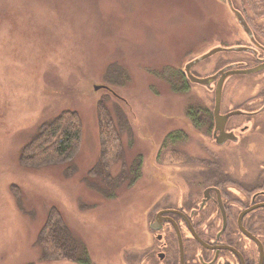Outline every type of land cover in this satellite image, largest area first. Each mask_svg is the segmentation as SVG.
<instances>
[{
  "label": "rangeland",
  "instance_id": "obj_1",
  "mask_svg": "<svg viewBox=\"0 0 264 264\" xmlns=\"http://www.w3.org/2000/svg\"><path fill=\"white\" fill-rule=\"evenodd\" d=\"M262 1L242 9L251 23ZM239 31L226 0H0V264H77L43 257L38 234L50 208L89 264H140L150 246L157 163L217 154L198 151L213 147L211 124L200 121L212 113L213 92L190 82L184 66L219 42L236 43ZM205 60L193 75L211 73ZM100 104L123 147L107 172L99 166ZM65 111L78 115L81 128L72 159L21 164L41 125ZM250 154L227 158L264 162V148Z\"/></svg>",
  "mask_w": 264,
  "mask_h": 264
},
{
  "label": "flooded vegetation",
  "instance_id": "obj_2",
  "mask_svg": "<svg viewBox=\"0 0 264 264\" xmlns=\"http://www.w3.org/2000/svg\"><path fill=\"white\" fill-rule=\"evenodd\" d=\"M252 1L253 6L263 4L262 0ZM231 4L250 33L242 29L230 10L242 33L239 31V40L210 47L221 48L205 60L213 62L211 73L194 75L213 78L206 85L195 83L212 91L214 97L212 113L202 112L200 117L204 125L205 118L206 125L211 124L213 147L198 151L217 154L171 167L157 163L162 168L150 187V246L144 254L140 252V264H144L143 255L147 264H264V162L227 158L237 153L256 155L264 148V9L256 11L259 17L252 15L251 23L242 11L250 0H231ZM232 48L240 50H228ZM255 68L249 73L239 72ZM235 92L238 99L233 101ZM196 118L193 122L197 127ZM199 133L202 137L206 130ZM159 150L156 154L167 153L163 147ZM158 154V160H164Z\"/></svg>",
  "mask_w": 264,
  "mask_h": 264
},
{
  "label": "trees",
  "instance_id": "obj_3",
  "mask_svg": "<svg viewBox=\"0 0 264 264\" xmlns=\"http://www.w3.org/2000/svg\"><path fill=\"white\" fill-rule=\"evenodd\" d=\"M98 123L99 166L107 172L110 164L122 155V141L110 112L102 104L98 106ZM80 138L78 115L65 111L41 125L37 135L22 148L20 162L30 167L68 162L77 152ZM38 241L45 259H64L77 264H89L87 253L67 228L56 208L49 209L39 231Z\"/></svg>",
  "mask_w": 264,
  "mask_h": 264
},
{
  "label": "water",
  "instance_id": "obj_4",
  "mask_svg": "<svg viewBox=\"0 0 264 264\" xmlns=\"http://www.w3.org/2000/svg\"><path fill=\"white\" fill-rule=\"evenodd\" d=\"M227 1V5H228V7L230 8V10L233 12V14H234V16H235V18H236V20H237V22H238V24L242 27V29L244 30V31H246L248 34L250 33L249 32V29H248V27H247V25H246V23H245V21H244V19H243V17L241 16V14L237 11V10H234L233 8H232V4H231V0H226ZM219 50H221V48H213V49H210L209 51H207L206 53H204V54H202V55H200V56H198V57H196V58H194V59H192V60H190L189 62H187L186 63V65L184 66V73H185V75L187 76V78H188V80L190 81V82H192V83H197V84H202V85H206V84H208L211 80H213V78L211 77V78H198V77H195L192 73H191V68L195 65V64H197L198 62H200V61H202V60H204V59H207V58H209V57H211L213 54H215L216 52H218ZM227 50V49H226ZM228 50H240V49H238V48H232V49H228ZM257 68H255V69H252V70H243V71H239L240 73H249V72H252V71H255ZM100 87H105V86H103V85H101V86H97V85H95L94 86V89H98V88H100ZM216 99H217V102L219 101V96L218 95H216ZM216 102V107H215V109H214V111H215V115H214V117H215V120H216V123H217V118H218V116L216 115L217 114V107H218V103Z\"/></svg>",
  "mask_w": 264,
  "mask_h": 264
}]
</instances>
